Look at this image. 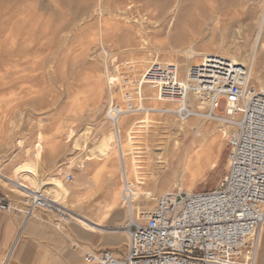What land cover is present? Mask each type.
Masks as SVG:
<instances>
[{
    "label": "rangeland",
    "instance_id": "374dc122",
    "mask_svg": "<svg viewBox=\"0 0 264 264\" xmlns=\"http://www.w3.org/2000/svg\"><path fill=\"white\" fill-rule=\"evenodd\" d=\"M175 3L178 5L174 13L165 18L164 12ZM139 31L140 36L145 39L144 44L138 38ZM220 42L239 48L241 58H245L244 54L253 52L259 61V75L264 82V0H0V87L5 101L3 108H8L7 113H1L0 109V123L3 124L5 134L11 127L9 118L18 112L15 116L13 139L7 140L0 136V171L12 176L14 167L34 165L41 179L59 177L71 193L63 196L56 193L61 205L63 202L66 205L62 209L63 215L33 209V216L26 219L27 225L12 257L18 254L25 259L38 254H58L64 257V264H86L83 261L86 252L106 248L117 257L125 253L129 217L119 195L122 182L117 156L107 161L104 152L96 151L92 160L84 163V168L81 167L85 136V143L89 146L99 136V124L112 128L104 115L109 104L106 75H113V101L120 103L118 82L125 77L139 79L142 71L136 72L132 70V66L140 54L148 57V66L151 63L148 62L149 59L164 61L157 49H183L191 45L198 52L212 53L216 49L220 50ZM220 51L224 52L223 49ZM201 57L195 56L190 64L199 62ZM174 58L182 73L185 61L179 55ZM22 62L31 69L26 86L18 84L20 76L14 72ZM118 72L122 74L119 76ZM97 82L101 90H104L102 98L94 107ZM250 86L257 89L253 70L250 71ZM141 91L144 97L152 95L151 89L145 85L141 87ZM78 96L81 101L77 105ZM144 104L149 106V100L145 99ZM153 115L150 114L153 121L150 122L151 127L140 128V137L137 134L139 147L143 148L148 144L153 148L148 154L151 157L141 153L139 158L140 186L142 190L149 189L151 196L149 199H138V222H143L141 213L151 210L163 192L208 191L218 187L229 171L226 134L233 129L232 125L228 127L225 124L224 134L221 131L224 127L218 123L221 120L200 119L201 123L210 127V133H206L207 138L200 141V136H194V127L178 139L180 148L175 154L177 135L170 134L169 128L179 118L174 113ZM138 116L142 114L133 115ZM234 119L238 120L240 116L236 115ZM85 133L87 135L84 136ZM21 137L24 146L30 147L25 162L23 147L18 145ZM39 140L43 144L37 152ZM191 144L193 150H203L201 169L196 177L176 180L170 176L164 179L162 176L168 175L172 168H168L163 174V168L158 167L156 170L160 173L155 172L158 175L156 174L154 183L149 184L152 165H161L157 163L160 159L171 161L172 158H177L182 149ZM59 168L61 171L58 174ZM67 174L72 176L70 181H65ZM85 181L89 183H84ZM167 186L171 187L167 189ZM9 187V184L0 180L3 194L7 195ZM47 188L46 185L42 186L41 191L50 197L46 192ZM114 191H118L119 195L116 210L103 216L96 215L95 208L111 198ZM7 197L12 204L9 213L15 214L22 224L26 213L31 211L23 201L24 195ZM72 200L77 202L73 203ZM79 205L83 208L79 209ZM80 215L87 217L89 221H86L89 223L90 220L98 223L94 233L77 224L75 218H80ZM97 218L99 221L96 222ZM58 225L74 231L71 235L64 234ZM118 240L121 242L120 248L114 246ZM261 249L264 250V244ZM4 252L0 254V258ZM247 252L249 253L245 250L246 258ZM261 260L258 257L255 264H261ZM10 262L16 264L12 258Z\"/></svg>",
    "mask_w": 264,
    "mask_h": 264
},
{
    "label": "built area",
    "instance_id": "2783aa9c",
    "mask_svg": "<svg viewBox=\"0 0 264 264\" xmlns=\"http://www.w3.org/2000/svg\"><path fill=\"white\" fill-rule=\"evenodd\" d=\"M121 102L106 107L107 120L118 131L119 119L138 109L145 85L160 100L174 101V114L187 118L198 103L207 118H233L226 134L229 171L220 185L203 192L179 191L160 195L143 222L128 225L125 253L109 249L86 252V264H255L245 257L264 219V88L250 86L248 66L217 54H206L181 75L177 64L152 62L140 80H119ZM240 119L235 120L234 116ZM72 176L67 174L65 181ZM127 200L130 183L121 180ZM28 210L63 215V207L42 192L24 195ZM11 201L0 190V211L10 212Z\"/></svg>",
    "mask_w": 264,
    "mask_h": 264
},
{
    "label": "bare ground",
    "instance_id": "6f19581e",
    "mask_svg": "<svg viewBox=\"0 0 264 264\" xmlns=\"http://www.w3.org/2000/svg\"><path fill=\"white\" fill-rule=\"evenodd\" d=\"M177 5H178V3H175L173 6H171L167 11L164 12L163 16L165 18H167L168 15L173 14L175 9L177 8ZM95 11L100 12L98 10H95ZM90 16H92V15H90ZM161 16H162V14H161ZM262 16H263V14H262ZM261 18L263 19V17H261ZM262 19H261V21H262ZM83 21H84V19H83ZM105 24L107 25V20H105ZM123 25H125V24H123ZM140 26H142V25L140 24ZM140 30L142 31V29H140ZM141 31H139V37L138 38H139L141 44H144L145 43V39H143V37L140 36ZM190 44H192V43H190ZM218 44H219V49L220 50L223 49L224 52H221L220 50H217V49H216V51H213L212 53L202 52V51L198 52V51L194 50V48L191 45L190 46L187 45V47H185L183 49H174L173 47H171L170 49L169 48L168 49L167 48H161L159 50L157 49V53L161 52V54L164 57L163 58L164 61L162 60L163 62L174 63V64H176V62L174 60L175 59L174 56L175 55H179V57H181V59L183 61H185V63L183 64L184 71L181 73V75H184V73L186 72V70L189 67V65H191L190 64V60L193 59L195 56H204L206 54L221 55V56L229 58L232 61H235L237 63L246 64L248 66L249 73H250L251 70H253V80H254L255 85L257 86V89L264 88V82L262 81V79L260 78V75H259V61L256 60L255 54L253 52H251V53L249 52L247 55L244 54L243 56L245 58H241L240 49L239 48H233V47H230V46H226L222 42H220ZM258 44H259L260 48H263L261 43H258ZM257 47H258V45H257ZM134 49H128V50L129 51H133ZM132 53H133L132 55H134V52H132ZM111 57H113V56H111ZM111 57L109 58L110 61H111ZM131 58H133V57H131ZM147 58L144 56L143 53L140 54L136 58V60L134 59L135 62H134V65L132 66V70H134L136 72H141L142 71V73H141V76H142V74L144 73L145 69L152 62H154V61L155 62H157V61L161 62V60L149 59L148 62L151 61V63L148 64V66H147ZM21 64L22 65L19 66V68H15L14 69V72H16L17 75L19 74V76H20L19 81H17L18 84L26 86L27 83L29 82L28 81V79H29L28 77L30 75L29 72L31 71V69H30L28 64H25L23 62ZM194 64H196V63H194ZM113 66H114V64H113ZM129 66H131V65H129ZM129 68L130 67H128V69ZM119 72H118V75L120 76V74H122V72L120 74H119ZM109 73H110V71H109ZM119 76H117V77L119 78ZM141 76H139V79H137V81L140 80ZM112 77H113V75L111 76V75L107 74L106 75V80L104 79L105 82L106 81L108 82V83H105L107 88H108V90H107L108 103L113 102V89L112 88H114L113 87L114 83H113ZM97 83L98 84H96L95 92H94L95 93L94 103H93L94 107L97 106V102L102 98L103 90H104V89L101 90V87L99 86V82H97ZM151 91H152V95L144 97L143 93L141 91V88H140V90H139L138 109L136 111H134L133 113H131V114H126V115L122 116L119 119V121L117 123V127L119 129L118 131L114 128V126H112V128H107L106 125H104L103 123L99 124V126H98V128L100 129L99 136H98V138L95 141L93 140V142L89 146H87L86 143H85L87 141V136H85V135H87V133L84 134V136L86 138H84V141H83L82 150L84 151V155H83V158H82L81 167L84 168V163H87V162L89 163V161L92 160V158L94 156V153L96 151H102V152H104V155H105L107 161H110V159L112 157L114 158L115 156H117L121 180L123 178H125L130 183L131 189H130V192L127 193V196H128L127 200L123 196V188H121L120 191H119V195L122 198V204L124 203L126 212L128 213V217H129L127 225L131 221H137V211H136L137 210V206H136V203H137L138 199L140 197H143L141 200L149 199V197L151 196V191L149 189H147V190H142L141 189L142 182H141V178L139 177V174H141L140 173L141 165H139L140 164L139 158L141 157V155H140L141 153H144L148 157H151L148 154H149L150 150L151 151L153 150V148L149 147L148 144H146L143 148L138 146V142L139 141L137 142V138L140 137V134H139L140 130L139 129L140 128H146L147 129V128L151 127L150 126V122L152 123L153 121L151 120L150 114H152V115L154 113H156V114H172V113H174L173 111L176 108V106L173 107V104H176L174 101L160 100V99L157 98L154 90L151 89ZM77 98H78V100H77L76 103L78 105V103L81 101V99L79 101L80 97L78 96ZM145 99L149 100V106H146L144 104V100ZM4 103H5V101L3 99V90L0 87V109H1V113H4V112L7 113V109L8 108H3V107H5ZM204 109H205V107L202 104L198 103L196 105V107H194V109H193L194 112H193V114L191 116H189L187 118H179V120L176 121L173 124V126L169 128V133L170 134L174 133V134L177 135V140H176L177 142H176V146L174 147L175 154L178 153V149L180 148V143H179L178 139H180L181 137L185 136L187 134V132H190V130L192 128H194V127L196 128V130L194 132V136H200V141L201 140L204 141L205 138H207L206 133L207 132L210 133V131H208L210 127H209L208 124L201 123L200 119L201 120L202 119L203 120H208V121L211 120V119L207 118V116L204 113ZM138 113H141L142 116L133 117V115L138 114ZM16 115H18V112H17ZM15 116L13 114V116L9 118V120H10L9 124L11 125V127L9 128L10 130L8 131L7 134L4 133L5 129H3V124L0 123V136L3 139H7V140H12L13 139V137H14L13 129L16 128V126L14 124ZM216 120H221L218 123L220 125H222V127H224V130H223V128H221V131L224 134H225V129H226L225 127L227 126V125L225 126V124H228V127H229V125H233L234 124L233 121H232L233 118L231 116L221 115V118L216 119ZM154 122H156V121H154ZM164 122L167 123L166 121H164ZM160 123H162V122H160ZM141 124H144V125H141ZM165 125H168V124H165ZM155 126H157V125H155ZM161 127H162V125H161ZM171 130H174V132H171ZM212 131H214V129H212ZM137 134H139V137H138ZM174 134H173V136H174ZM78 135H81V133L78 134ZM146 142H147V140H146ZM76 143H77V139H76ZM140 143H141V141H140ZM38 144L39 145L37 147V149H38L37 152H39L41 150L43 143H42L41 140H39ZM18 145L19 146L22 145V147H23V158H24V162H25L26 159H27V156L30 153V147L28 145L24 146L22 137L19 138ZM154 147H155V145H154ZM162 148H163V146H162ZM202 158H203V150L202 149L198 148V150H193L192 144L189 145V146H186L185 148L182 149V152L179 154V156L177 158H172L171 161L169 159H166V158H164L163 160L160 159V160L157 161V163H161V165H156V166L152 165L151 169H150L151 171L149 172L150 173V178H149L148 182H149L150 185L152 183H154V181L156 179V174L158 175V173H160V172H158L156 170V169H158V167H162L163 168V170H161V173L163 172V174H164L165 170H167L168 168H172L171 169L172 171H170L168 173V175L165 174V175L162 176V178H164V179L165 178H169L170 176H173L174 179H176V180L177 179L178 180L179 179L180 180L181 179H186L187 177L192 179L193 177H196L197 174L200 172L201 165H202L201 164L202 163ZM38 162H39V160H38ZM70 162H71V160L68 163H70ZM228 164H229V160H228ZM142 166H143V164H142ZM60 171H61V168L58 169V174H59ZM155 172H158V173H155ZM0 180L2 182H4L5 184H9V186H10L8 188V190H7V195L6 196H9V195H12V196L13 195H21V194H23V195L32 194L33 192L40 191L42 186L46 185V186H48V188L46 189V192L50 195L49 199L52 202H54L55 204H58V205H60L62 207H65L66 205L64 204V202H63V205H61V203L57 200L58 197L56 196V193H60V196H63L64 194H67V195L71 194L70 190L68 189V187H64V185L61 183V181L59 180V177L49 176L48 180L41 179L39 174H38V172H37V170L35 169L34 165L16 166L12 170V176L6 175V174H4V173H2L0 171ZM144 182H147V181H144ZM144 182H143V184H144ZM84 183H89V182L85 181ZM33 184H34V186H33ZM162 185H163V182H162ZM170 187L171 186H167V189H169ZM185 192L189 193L190 191H185ZM165 193H167V191L163 192L162 194H165ZM119 195H118V191H114L113 192V196L111 198H109L108 200L104 201L102 205L98 204L99 206L95 208L96 215L98 214L99 216H103L104 214H106L108 212H112V211L114 212L116 210V208H117V202H118V196ZM72 202L76 203L77 200L76 201L72 200ZM78 203H80V202H78ZM82 208H83V206L79 205V209H82ZM32 212H33V209L31 207V211L26 213L25 221L21 224V226L19 227L17 233L15 234V237H14V240L12 241L11 246L5 250L4 254L2 255V258H0V264H12L10 262L11 258L16 261V264H64L65 263L64 257H62V256H60L58 254H46V253L45 254H38V255H35V256H29V257H27L25 259L20 258L18 254H15L12 257V253L14 252V250H15V248L17 246V243L19 242V240H20V238L22 236V233L24 232L25 226L27 225L26 224V219H28L29 217L33 216ZM144 212H146V211H144ZM124 215H126V213ZM79 217L80 218H75V220H76L77 224L81 228L85 229L86 231H88L90 233H94L97 230V228H96L97 226H95V225H98V223H95V222H93L91 220H90V223L87 222L86 220L89 221V219H87V217H85V216H81L80 215ZM139 217L140 216H138V218ZM97 221H99L98 218H97L96 222ZM59 230L62 233L69 234V235H71L70 233L72 231H74L73 229L72 230H68V229H66L63 226H59ZM127 242H128V240H127ZM249 244L250 245L246 246V249H245L246 251H249V253L247 252L248 256H252V254H253L255 262H256V259L258 257H260L262 259L260 263L264 264V250L261 249L263 244H264V219H263V221H262V223L260 225V228H259V231H258V234H257V238L255 239L254 242L250 241ZM114 246L120 248L121 242L118 240L117 242L114 243ZM94 264H97V263H94Z\"/></svg>",
    "mask_w": 264,
    "mask_h": 264
},
{
    "label": "crops",
    "instance_id": "0c3cea01",
    "mask_svg": "<svg viewBox=\"0 0 264 264\" xmlns=\"http://www.w3.org/2000/svg\"><path fill=\"white\" fill-rule=\"evenodd\" d=\"M20 224L15 214L0 211V254L11 246Z\"/></svg>",
    "mask_w": 264,
    "mask_h": 264
}]
</instances>
